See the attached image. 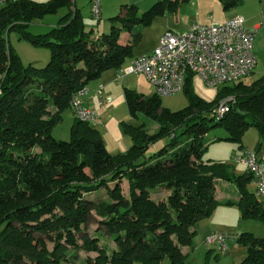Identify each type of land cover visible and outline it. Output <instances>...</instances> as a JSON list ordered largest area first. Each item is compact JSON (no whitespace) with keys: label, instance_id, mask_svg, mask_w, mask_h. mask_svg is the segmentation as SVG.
I'll return each mask as SVG.
<instances>
[{"label":"trees","instance_id":"obj_1","mask_svg":"<svg viewBox=\"0 0 264 264\" xmlns=\"http://www.w3.org/2000/svg\"><path fill=\"white\" fill-rule=\"evenodd\" d=\"M188 1L156 0L141 16L134 4L126 5L124 15L112 17L110 30L97 35L85 29L77 0H17L0 8V264H77L79 250L96 253L84 264H184L183 247L193 245L197 223L219 203L220 180L232 183L238 194L221 202L236 204L243 218L264 224V202L247 186L251 173H236L231 163L204 156L221 140L236 142L242 152L249 127L258 133L259 150L264 73L250 83L243 78L221 85L216 98L206 101L194 91V74L188 72L182 87L187 103L178 110L161 106L157 94L147 97L124 87L129 112L143 114L157 128L150 132L145 123H124L131 145L123 152H109L94 125L73 115L70 138L53 135L64 111H71L73 95L133 58V46L155 14L175 13ZM219 1L223 10L243 4ZM60 9L66 11L47 32L28 31L32 20ZM11 30L49 47L47 63L23 65L7 42ZM122 32L127 36L121 40ZM228 95V110L217 115L218 103ZM215 126L225 134L208 138ZM155 143L159 146L147 154ZM102 188L107 198L88 196ZM93 213L114 242L110 252L99 235L83 227ZM235 240L246 247L237 264H264V235L243 230Z\"/></svg>","mask_w":264,"mask_h":264},{"label":"rangeland","instance_id":"obj_2","mask_svg":"<svg viewBox=\"0 0 264 264\" xmlns=\"http://www.w3.org/2000/svg\"><path fill=\"white\" fill-rule=\"evenodd\" d=\"M34 1L44 2L47 0ZM155 1L156 0H100L101 18L98 20L91 16L88 0H77V4L80 7L85 29L90 30L92 28V34L97 35L110 30L112 23H115V21L112 20V17L116 15H124L126 5L134 4L136 6L134 13L137 16H141V14ZM211 10L212 9L209 7L208 9L205 8L201 11V17L203 18L201 21L208 22L211 21V19H218L220 16L222 17L223 10L221 6L216 13H212ZM65 11L66 9H60L58 13L47 14L45 15L46 17L44 20L40 22L37 19L32 20L28 25V31L32 34H43L47 32L52 27L51 22L55 20L57 23L59 15ZM235 11L243 14V4L236 7ZM209 16H211V18ZM176 17L177 16L175 13L170 12L155 14L152 21L147 26L142 28L141 37L139 41L133 46V54L145 52L151 48L161 32L163 33L167 27H169V21L170 24L175 26L177 29H182L184 21L179 15L178 18ZM262 26V33H259L255 42L257 64L253 72L244 78V82L246 83L256 80L264 73V23ZM124 34L126 33H121V39H123ZM7 42L18 55L22 64L25 66L32 65L35 67H40L45 65L49 60V47L37 45L28 39L20 38L18 33L14 30L8 32ZM127 84H130V87ZM192 86L194 91L206 101L214 100L218 91L222 88V86L216 87L206 85L197 75L193 76ZM124 87L135 89L147 97L153 96L155 94L154 87L144 75L131 74L125 79L120 78L119 81L114 84L112 90L113 102L111 103V106L106 107L104 112L101 113L102 120L107 123V126L95 127L99 131L105 146H110V144L115 143L117 139H120L121 141V138L123 137L130 139V136L125 132L124 123L132 125L145 123L150 132H153L157 128V124L143 114H140L137 117L129 112L123 94ZM160 99L161 106L169 108L170 110L181 109L187 103V98L183 90L172 95L160 96ZM222 99H230V95L224 96ZM72 122L73 118L71 117L70 112L68 110L64 111L61 122L53 129V135L58 139L68 140L70 138V127ZM224 134L225 131L222 127L215 126L209 131L207 136L208 138H213L215 136ZM242 143L245 148H248L251 151L257 150L258 136L255 128L249 127L243 133ZM237 145L238 144L234 141H215L208 146L204 156L214 160L231 162V153L239 151ZM157 146H159L158 143L153 144L147 151V154L155 150ZM34 151H39V149L34 148ZM256 153L259 156V150H257ZM234 167L236 173H242L246 168L242 163H234ZM85 171L89 173L88 169H85ZM248 185L250 186L251 182L248 183L247 186ZM127 186V180L123 179L122 190L125 195H128ZM232 189L236 188L230 182L221 180L217 184L215 197L219 203L214 208L210 217L202 219L199 222L202 225V229L199 230L197 224L196 234L194 235L192 242L193 245L190 247V249L187 247L183 249V251L187 254L184 264H237L244 258L246 247L236 242L234 235L240 231L242 232L243 230L251 231L256 236L264 235V224L261 221L252 218L245 219L241 216V211L236 204L226 205L221 202L226 197L228 198L233 196ZM88 196L92 198H107V193L105 189L102 188L97 192L88 194ZM100 221L101 218L93 213L88 221L83 225V227L90 234L99 235V243L101 245H105L108 248V252H110L114 248V242L110 234L105 232L104 228H100ZM211 222L217 226H220L218 228H222L221 231H224L230 237H233V239L228 240V248L222 253H218L213 246L207 245L204 241L205 235H203V228L204 226L209 228ZM203 223H205V225H203ZM95 255L96 253L94 252L88 253L84 250H79L77 264H84V258L87 256L94 257Z\"/></svg>","mask_w":264,"mask_h":264},{"label":"built area","instance_id":"obj_3","mask_svg":"<svg viewBox=\"0 0 264 264\" xmlns=\"http://www.w3.org/2000/svg\"><path fill=\"white\" fill-rule=\"evenodd\" d=\"M17 0H0V8ZM91 15L101 16L100 0H88ZM244 18L235 13L223 22L193 23L186 30H165L158 44L149 53L130 59L125 72L144 75L158 96H168L182 90L188 72L199 76L208 86L236 83L250 75L257 64L254 50V33L243 25ZM123 71L116 74L119 80ZM102 85H99V90ZM87 93L84 87L72 96V115L81 121L95 124L99 114L95 108H87L82 98ZM111 97H106L111 102ZM230 99H222L216 114L228 110ZM103 102L102 97L98 100ZM252 175L257 197L264 202V165L255 151L244 148L236 157ZM230 236L221 230H213L205 237V243L218 252L228 248Z\"/></svg>","mask_w":264,"mask_h":264},{"label":"crops","instance_id":"obj_4","mask_svg":"<svg viewBox=\"0 0 264 264\" xmlns=\"http://www.w3.org/2000/svg\"><path fill=\"white\" fill-rule=\"evenodd\" d=\"M220 6L222 7L219 0H189L188 2L182 3L178 7L177 11L175 12V14L177 16L176 18H178V15H179L181 17V19H183V21H184L182 29H177L175 26L170 24V21H169V27H167V29H173L175 31H180V30L188 29L190 27V25L193 23H209L211 21L223 22L228 17H230L231 15H233L235 13H240V12L235 11L236 7L231 8L229 10H223V8H222V10H223L222 17L220 16V18H218V19H211V21H208V22L201 21V20H203V18L201 17V11L203 9H205V8L208 9L210 7L212 9L211 12L216 13ZM240 14L244 18V22H243L244 27L246 29H248L249 31L254 33V50H255L256 38H258V35L261 32V29L263 28L262 25L264 23V0H243V14L242 13H240ZM45 17L46 16H44L41 19H37V20H39V22L43 21ZM209 17L211 18V16H209ZM51 23H52L51 24L52 27L56 25L55 20H53V22H51ZM171 27H173V28H171ZM161 34H162V32H161ZM161 34L159 35L157 40L154 42V44L151 46V48H149L145 52H141V53H137V54H133V55L136 56L138 54L151 52L154 49V47L158 44V41H159ZM125 36H127V35L124 34V37ZM129 61L130 60L125 62L123 67L120 69H107V70L103 71L97 79L92 80L87 84L88 89H87V93L82 98V104H83V106H85L87 108H95L97 110V112L99 114V119H97V122L95 124H93L94 127H98V126H103V127L105 126L106 127L107 126V123L102 120L101 113L104 112V109L106 107L111 106V103L113 102V97H112L113 86H114V84H116L119 81V80H116L117 72L120 70H122L124 72L121 79H125L127 76L131 75V73L125 72L127 67H128ZM99 85H102L101 90H99ZM127 85L129 86L130 84H127ZM108 96L111 97V99H112L111 102L106 101V97H108ZM100 97H102V99H103V102L101 104H99V102H98ZM68 111L70 112V115L72 117L71 111L70 110H68ZM257 136H258V133H257ZM130 145H131V139H126L125 137H123V138H121V141H120V139H117L115 143L110 144V146L106 145V147L108 148V150L111 153H119V152L125 151ZM240 152H241V150L233 152L230 155L231 162H229V163H231L233 165V167H234V163H241L240 161L236 160V157L240 154ZM258 154H259V158H260L261 162L264 165V141L259 148ZM234 169H235V167H234ZM245 170H246V168H245ZM248 188H250L252 190L255 189V185H254L253 181H251L250 186L248 185ZM232 193H233V196H231L232 199H237L238 198L237 190L232 189ZM225 199H227V197ZM199 222L197 224H198V228L200 230V229H202V225ZM203 225H205V223H203ZM218 227H220V226H217L216 224L211 222L209 225V228H206L204 226L203 235H205V237H206L213 230H222V228H218ZM196 228H197V225H196ZM234 236H236V234ZM230 239H233V237H230ZM185 247L190 249V247H188V246H185ZM185 247H183V249Z\"/></svg>","mask_w":264,"mask_h":264}]
</instances>
